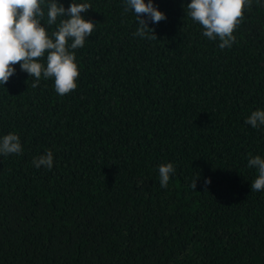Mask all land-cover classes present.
Instances as JSON below:
<instances>
[{
    "label": "trees",
    "instance_id": "16d2710c",
    "mask_svg": "<svg viewBox=\"0 0 264 264\" xmlns=\"http://www.w3.org/2000/svg\"><path fill=\"white\" fill-rule=\"evenodd\" d=\"M49 2L51 38L66 17L49 25ZM73 2L95 24L70 49L76 89L60 96L43 76L33 88L19 64L0 85V138L22 147L0 154V264H264V189L248 166L264 159V125L245 123L264 110V6L252 0L220 49L191 0H152L166 17L148 24L156 39L133 35L125 0ZM48 151L51 170L35 167Z\"/></svg>",
    "mask_w": 264,
    "mask_h": 264
},
{
    "label": "clouds",
    "instance_id": "9594fccd",
    "mask_svg": "<svg viewBox=\"0 0 264 264\" xmlns=\"http://www.w3.org/2000/svg\"><path fill=\"white\" fill-rule=\"evenodd\" d=\"M264 6V0H257ZM43 0H0V85H5L15 73V65L20 70L34 77L32 87L38 86L41 76L53 78L57 94L64 96L77 87L75 81L79 76L75 55L71 50L82 48L85 39L91 35L95 24L82 17L87 12L89 3L69 4L65 9L56 0L47 4V23L53 25L60 19L56 30L49 37L45 27L41 25L45 13L41 8ZM252 0H191L187 4L188 15L203 28V35L209 40L219 39L218 47L224 49L235 42L233 32L243 16L246 6H251ZM131 9L136 15L137 30L134 36L142 39H156L154 30L148 27L166 19L164 13L157 10L152 0H125V10ZM143 17V18H141ZM71 40L69 46L68 41ZM71 49V50H70ZM47 52L46 65L38 62ZM245 123L253 128L264 125V110L253 111ZM22 152L20 139L9 133L0 138V154H19ZM35 167L41 166L51 170L53 154L51 151L34 157ZM248 166L255 168L258 175L251 183L252 191L264 189V159L260 156L250 157ZM159 183L166 188L170 175L175 172L172 163L158 167ZM205 184L211 183L209 178ZM196 180L192 187L195 188Z\"/></svg>",
    "mask_w": 264,
    "mask_h": 264
}]
</instances>
